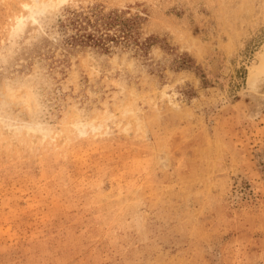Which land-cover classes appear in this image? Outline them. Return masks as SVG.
I'll return each instance as SVG.
<instances>
[{"label":"rangeland","instance_id":"1","mask_svg":"<svg viewBox=\"0 0 264 264\" xmlns=\"http://www.w3.org/2000/svg\"><path fill=\"white\" fill-rule=\"evenodd\" d=\"M30 1L0 0V264H264V0Z\"/></svg>","mask_w":264,"mask_h":264},{"label":"bare ground","instance_id":"2","mask_svg":"<svg viewBox=\"0 0 264 264\" xmlns=\"http://www.w3.org/2000/svg\"><path fill=\"white\" fill-rule=\"evenodd\" d=\"M64 1L65 0H57V1L56 0H31L28 3H23L22 4V8L25 9L26 11H28L29 14L32 16V18L34 20H37V16L38 15L50 11L52 8H54L55 6L61 4ZM34 5H39V7H33ZM17 19H19V21L21 20L20 17H18ZM261 65L262 66H261V70L260 71L263 72V74H264V60H263ZM17 86H19V85H17ZM22 88H24L23 91H20ZM2 94H3V97H4V101H3L4 103H7V100H8V103L11 102L13 104L16 103V104L23 105L32 114V116H34L33 117V121L37 122V117L35 115L38 112V110L40 108V105L38 103V100H37V97H36L34 91H32L31 88H28L26 86L21 85V86H19L18 89H15L13 84L11 86L7 84L6 87H5V92L2 93ZM2 116L3 115L0 113L1 121L3 119H5ZM6 117L11 118V119H16V118H13V117H11L9 115H7ZM76 118H77V121L80 120V119L82 120L81 115H79L78 113H76ZM17 120L18 119H16V121ZM5 122L6 121L4 120V123ZM79 124H81V123H79Z\"/></svg>","mask_w":264,"mask_h":264},{"label":"trees","instance_id":"3","mask_svg":"<svg viewBox=\"0 0 264 264\" xmlns=\"http://www.w3.org/2000/svg\"><path fill=\"white\" fill-rule=\"evenodd\" d=\"M80 15L77 14L75 15L74 19H72L71 23L74 24L76 27V35H73V40L75 42H81L83 40H89V41H94L95 44H102L104 41H106V38H108L107 35L100 33V30H98L97 34L94 33H86V30L89 26L95 27L94 25L91 24L90 20H88L86 17L81 21L80 20ZM85 21V24L83 22Z\"/></svg>","mask_w":264,"mask_h":264},{"label":"snow or ice","instance_id":"4","mask_svg":"<svg viewBox=\"0 0 264 264\" xmlns=\"http://www.w3.org/2000/svg\"><path fill=\"white\" fill-rule=\"evenodd\" d=\"M33 7H39V5H34Z\"/></svg>","mask_w":264,"mask_h":264}]
</instances>
